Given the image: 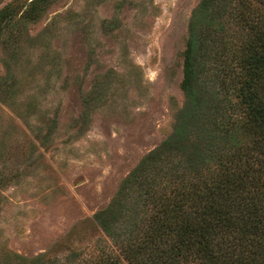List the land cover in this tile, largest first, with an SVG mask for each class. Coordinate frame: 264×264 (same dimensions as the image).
I'll list each match as a JSON object with an SVG mask.
<instances>
[{"label": "rangeland", "instance_id": "1", "mask_svg": "<svg viewBox=\"0 0 264 264\" xmlns=\"http://www.w3.org/2000/svg\"><path fill=\"white\" fill-rule=\"evenodd\" d=\"M0 0V264L111 247L95 216L173 132L202 0Z\"/></svg>", "mask_w": 264, "mask_h": 264}, {"label": "trees", "instance_id": "2", "mask_svg": "<svg viewBox=\"0 0 264 264\" xmlns=\"http://www.w3.org/2000/svg\"><path fill=\"white\" fill-rule=\"evenodd\" d=\"M188 32L172 134L95 216L111 247L9 264H264V0H202Z\"/></svg>", "mask_w": 264, "mask_h": 264}]
</instances>
